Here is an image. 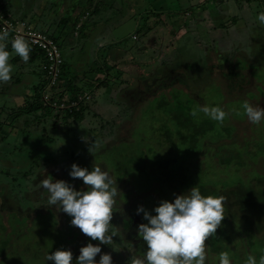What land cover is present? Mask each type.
Returning a JSON list of instances; mask_svg holds the SVG:
<instances>
[{"label":"rangeland","instance_id":"374dc122","mask_svg":"<svg viewBox=\"0 0 264 264\" xmlns=\"http://www.w3.org/2000/svg\"><path fill=\"white\" fill-rule=\"evenodd\" d=\"M4 1L9 9L8 0H0L4 13L12 20L56 39L62 62L51 74L41 52L29 46L43 59L24 64L11 54L10 40L0 42L9 50L12 65L9 81L0 84V264H52L45 256L57 248L71 249L75 261L80 246L90 242L78 228L70 226L69 216L57 211L55 205H46V191L36 186L50 174L53 179L83 188L81 180L68 176L73 162L89 169L97 164L116 181L118 196L107 233L115 235L110 245H101V252L111 254L112 264H140L145 244L136 227L146 221L135 209L143 205L150 211L161 199L171 200L187 190L167 183L159 169L153 173L140 170L149 158L180 159L177 119L168 114L172 108L177 112L174 94H180L190 111L208 104L226 112L222 123L203 114L195 118L209 121L214 131L202 137L201 148L193 154L183 149L190 155L182 161L188 173L205 185L217 184V189L234 175L253 184V173L264 175V122L250 123L239 107L248 101L264 108V26L255 20L256 13L264 11V0H154L153 4L99 0L105 1L103 7L108 12L98 18H109L111 25L116 24V46L108 37L98 41L87 36L83 25L93 21L92 8L85 10L76 24L71 20L70 26L59 24L52 29L32 22L48 13L42 11L49 6L47 0H13L10 6L21 7L18 15L10 13ZM30 8H35L36 14ZM81 10L77 5L74 15ZM223 18L224 26H215ZM142 42L147 49L139 48L140 59L128 57V45L133 48ZM80 52L78 65L86 61L91 71L73 65ZM87 71V75L82 74ZM25 73L32 75L29 82ZM77 88H81L78 103L85 101L82 121L72 116L66 120L69 111L47 105L65 103L63 99H72ZM10 92L22 93L13 102ZM37 93L43 107L30 112ZM78 103L70 108L80 110ZM25 137L29 141H24ZM62 141L59 148L52 147ZM89 143L95 146L94 154L88 151ZM238 152L241 158L222 162ZM240 161L242 165L237 164ZM224 215L233 238L228 249L230 264H244L248 255L258 259L264 254V215L256 219L263 223L260 230L256 223H242L236 211H224ZM205 253V264H218L219 253L212 249L210 236L205 240Z\"/></svg>","mask_w":264,"mask_h":264},{"label":"clouds","instance_id":"9594fccd","mask_svg":"<svg viewBox=\"0 0 264 264\" xmlns=\"http://www.w3.org/2000/svg\"><path fill=\"white\" fill-rule=\"evenodd\" d=\"M255 20L264 26V11L256 13ZM8 32L0 30V42L7 40ZM11 54L22 61H28L30 47L22 36L11 39ZM10 52L0 43V84L9 81L12 65ZM243 115L252 124L264 122V108L248 101L240 104ZM199 114L209 120L222 123L226 112L216 105H197L190 111L193 118ZM240 112L237 111V115ZM87 140V138H83ZM64 141L56 143L59 148ZM94 145L89 143L88 151L94 154ZM45 170L41 169L43 174ZM45 178L36 183L38 189L47 193V206L55 205L57 211L70 217L69 224L90 238V242L80 246L73 261V253L68 248H57L46 254L45 260L52 264H112L110 253L101 252V245H110L115 233L108 235L109 224L114 210V200L118 196L116 181L107 170L93 164L91 169L73 162L68 170L72 180H81L83 188L77 189L63 179ZM223 197L203 195L196 185L191 186L173 199H161L150 211L143 205L135 209L142 220L136 227L137 236L145 244L140 264H205V240L215 233L224 218ZM91 241H99L97 244ZM99 259H94L97 254ZM218 264H230L227 252L218 254ZM244 264H264V254L257 259L248 255Z\"/></svg>","mask_w":264,"mask_h":264},{"label":"trees","instance_id":"16d2710c","mask_svg":"<svg viewBox=\"0 0 264 264\" xmlns=\"http://www.w3.org/2000/svg\"><path fill=\"white\" fill-rule=\"evenodd\" d=\"M79 21H80V17L77 18L75 24ZM84 26L85 24L83 25V27ZM141 45L142 46L139 45V46H134L133 48L131 47V52L136 55L137 52L139 51V48H141L143 51L147 49L144 46L143 42L141 43ZM212 49L213 51H215L214 47H212ZM41 54L43 55L42 52ZM111 80L112 82H118V80L116 81V78H112ZM79 89L81 88L74 89L73 90L74 94L72 96V99L71 98L63 99L64 102L71 103L75 100H78L77 96L79 93ZM36 95L38 97L37 102L29 106L28 111L30 112H33L43 107L41 101H39L40 93H37ZM174 99H176L175 101L178 104L177 112H175V110H173L172 108V110H170L168 114L173 115L177 119V122L175 121L176 124L175 130H176V136L179 137V141H180L177 147L180 150V156H179L180 159L178 161L176 158H167L166 160L160 158H149V162H146L145 167L140 170H146L148 173H153L155 170L159 169L160 171L159 175L170 185H175L176 187H180L183 189H188L191 186L196 185L199 187V190L203 195L223 197L222 203H223L224 211L229 213L232 210L236 211L237 214H241V216L239 217L242 218L241 219L242 223H245L247 226H249L252 223L255 225L256 223L257 228L259 230L262 229L263 223L257 222L256 219H258L261 215H264V175L258 172L253 173V179L255 180L254 184L251 182L247 183L244 180H242L240 176L234 175L230 178L229 181H227L225 184L222 185V188L217 189L216 188L217 184L205 185L200 181V179L197 176L188 173L182 161H184V158H189L190 155L185 154L183 152V149L184 148L189 149L191 154L198 151L201 148L200 140L208 132L214 131V129H212L214 128V126L213 124L211 125L209 121H204V122L196 121L195 118H193L190 115L189 108L183 104L180 94H174ZM84 104L85 101L81 100V102H79L80 110H77L76 108H74V111L71 112H68V110H66V112H68L66 116L67 118L66 120H69L70 117L72 116L82 121L84 117L82 111L85 107ZM53 109L57 110L59 108H53ZM21 114H26V112L22 111ZM59 116L60 113H57L56 117ZM169 135L172 136L171 132H169ZM24 141H29V140L27 137H25ZM241 155H242L241 152H238L235 155H231L230 158L231 160H227V162L223 160L226 157L221 155L218 156L223 160L222 162L229 164L235 158H241ZM190 158L193 159L195 157L191 156ZM237 164L242 165L243 162L240 161ZM24 173L26 174L28 172L25 170ZM12 204L14 205L16 204L14 200ZM227 225H228V220L225 215L223 220L221 221V224L217 227L215 233L209 235L210 245L212 249L217 253H220L222 251L228 253V249L231 248L230 241L232 242L233 238L229 234L226 228ZM126 229H130V227L128 226V228ZM249 235H251V233ZM236 254L233 255L236 257Z\"/></svg>","mask_w":264,"mask_h":264},{"label":"crops","instance_id":"0c3cea01","mask_svg":"<svg viewBox=\"0 0 264 264\" xmlns=\"http://www.w3.org/2000/svg\"><path fill=\"white\" fill-rule=\"evenodd\" d=\"M12 1L13 0H8L7 1L9 9L6 6V1H4V3H5V6H6L8 11L10 10L12 12V14H16V12H19L18 10H21V7L12 6V5L10 6ZM75 1L76 0H53V1L47 0L49 6L46 7V8L44 7L42 11H44V12L47 11L48 13H46L44 15L43 19L35 17L36 21H32V22H34L36 24H39L40 26L48 27V28H52V29L57 28L59 24H64L65 26H70L71 25L70 24L71 20H72V22L75 23L77 18L82 16L81 14L84 15V11L85 10H87L89 8L90 9L92 8L94 10V12H93V16H92L91 20H93V21L92 22H88L85 25V28H84V30L86 29L87 32H88L87 36H92L93 39L95 38L98 41L108 37V41L111 43V45L116 46L117 42H113L114 37H117V35H115L114 31H113V29L115 28L116 24L115 25H111L112 19H109V18H107V19L98 18L105 11L108 12L106 10L107 8L103 7V5H105V1L104 2L103 1L99 2V0H79L80 2H78V3H75ZM145 1H150V4L151 3L153 4L155 2L154 0H145ZM216 1L217 2L218 1H221V2L223 1L224 2V1H228V0H216ZM17 3L18 2L15 1V4H17ZM77 5H79V7L82 6V10L80 12H78L77 15H74V12L76 10V6ZM69 7H71V8H69ZM31 9H33L34 14H36L35 13V11H36L35 8H30V10ZM16 15H18V14H16ZM66 15H70V16L66 18L65 17ZM71 17H72V19H71ZM224 20H226V19L223 18L221 24H218V25H215V26H217V27L224 26V23H223ZM132 29H133V27H132ZM65 30H67V29L65 28ZM54 31L57 32L58 30H54ZM171 33H172L171 36L174 37L173 31H171ZM263 36H264V34H263ZM114 44H116V45H114ZM113 46L109 45V48L112 49ZM128 47L130 49V51H128V57H130V58L132 57V58H134L136 60L140 59V57L137 56V54L135 55V54H133L131 52V47L129 45H128ZM114 50H116V49H114ZM30 54H31V56H29L28 61H26V62L24 61V64H26V63L28 64V62H30V61L34 62L35 60H42L43 59L42 55H40L39 53H36V52H34L32 50L30 51ZM80 57H81V52L76 56L73 65L76 66L78 69H82V68L86 67L88 69V71H91V69L88 67V65L85 64L86 61L84 63H81L80 65H78L80 63V59H81ZM19 58H20L19 56L14 57V59H19ZM105 65L108 66V64H105ZM88 71L87 72H82V74L87 75ZM25 75H26V77H24L25 81L29 82L32 79V75L30 73H27V74L25 73ZM80 85H81V83H80ZM1 89L3 90L4 88H1ZM19 93L21 94L22 92L9 94V97H10L11 101L14 102L15 98L18 97ZM0 94H1V96H3L2 93H0ZM35 133H37V132H35ZM41 136L43 137V135H41Z\"/></svg>","mask_w":264,"mask_h":264},{"label":"built area","instance_id":"2783aa9c","mask_svg":"<svg viewBox=\"0 0 264 264\" xmlns=\"http://www.w3.org/2000/svg\"><path fill=\"white\" fill-rule=\"evenodd\" d=\"M239 1L247 2L248 0H239ZM0 30H5L8 32V40L11 41V39L16 36H22L29 44V46H31L38 52H42L46 60V65L48 66V69H50L51 74H53L54 70L56 68L58 69V67L60 66L62 62L61 49L57 44L56 39L52 36L47 35L46 33H42L30 28L22 27L20 24L12 20L8 15L4 13L1 2H0ZM55 76L58 82L60 78V72L57 73ZM65 103L60 101V102H56L55 106H52L47 104L46 102V104L51 108H59L71 112L74 111V109H71L70 105L78 103V100H75L71 103H66V105ZM60 106H62L63 108H60Z\"/></svg>","mask_w":264,"mask_h":264}]
</instances>
